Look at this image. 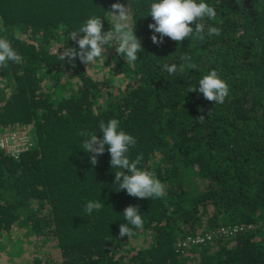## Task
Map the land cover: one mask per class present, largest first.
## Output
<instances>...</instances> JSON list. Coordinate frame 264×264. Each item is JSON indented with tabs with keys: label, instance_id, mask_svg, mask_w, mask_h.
Here are the masks:
<instances>
[{
	"label": "trees",
	"instance_id": "16d2710c",
	"mask_svg": "<svg viewBox=\"0 0 264 264\" xmlns=\"http://www.w3.org/2000/svg\"><path fill=\"white\" fill-rule=\"evenodd\" d=\"M152 2L0 0V36L22 56L0 68V134L27 129L31 142L17 155L0 146V237H31L18 264H264V0H206L217 15L203 41L159 45ZM116 3L130 7L138 59L127 64L113 47L89 66L61 61L65 48L79 50L70 33L90 17L111 28ZM186 51L197 68L169 76L163 65ZM212 69L229 85L223 104L189 92ZM113 118L136 138L130 159L143 154L138 167L155 172L164 197L119 190L107 146L91 164L80 133L103 138L99 123ZM89 201L102 207L88 214ZM129 205L144 220L130 239L119 236ZM197 233L209 238L183 244Z\"/></svg>",
	"mask_w": 264,
	"mask_h": 264
},
{
	"label": "clouds",
	"instance_id": "9594fccd",
	"mask_svg": "<svg viewBox=\"0 0 264 264\" xmlns=\"http://www.w3.org/2000/svg\"><path fill=\"white\" fill-rule=\"evenodd\" d=\"M111 28L104 30L103 18L92 16L77 31L70 33V40L76 41V47H67L60 53V60L68 58L75 63V58L86 65L95 63L105 56L109 48L115 47L116 52L123 56L127 64H132L138 59V53L143 50L141 38L136 35L131 24L130 7L121 3L112 5ZM154 23L149 24L153 31L151 40L159 45L168 37L173 41L182 43L186 38L204 40L206 20H215L216 9L210 6L206 0H154L149 5V14ZM196 22L195 28L192 23ZM0 31H7L0 22ZM83 33L82 37L78 34ZM159 34V36L157 35ZM221 28L207 25V34L220 35ZM181 63L163 65V70L169 76H175L178 72L183 74L186 69H196L197 65L192 62L191 55L186 51L179 57ZM22 56L13 48L11 40L6 36H0V68L5 69L9 62L20 63ZM199 91L204 98L215 104H223L229 95V85L221 78L217 70L212 69L199 80L198 86L189 88V92ZM203 111V109H201ZM211 116V111L208 113ZM203 122V115L197 117ZM100 132L103 138L97 133L81 131L80 135L85 139L82 149L91 154V164L95 166L98 156L105 152L106 146L110 153V164L115 171V182L119 190H126L127 194L137 198H162L166 195V185L156 177L154 171L138 167L143 159L139 154L135 159H130V147L137 143L136 138L123 130L118 119H110L105 123H99ZM102 207L97 201H89L86 204V211L91 214L93 210ZM126 223L120 225L119 236L125 235L130 239L134 235V229H142L144 220L139 205H129L123 211Z\"/></svg>",
	"mask_w": 264,
	"mask_h": 264
},
{
	"label": "rangeland",
	"instance_id": "374dc122",
	"mask_svg": "<svg viewBox=\"0 0 264 264\" xmlns=\"http://www.w3.org/2000/svg\"><path fill=\"white\" fill-rule=\"evenodd\" d=\"M110 67V64H104L105 69H109ZM97 73L100 74L102 72L98 71ZM21 131H27V129H22ZM29 131H32L31 128ZM5 134L7 133H1L0 139H4L3 135ZM28 135L30 137L29 133ZM31 250V237L22 236L18 230L15 229L14 233L11 232L8 235L0 237V264L21 263L26 257L31 255Z\"/></svg>",
	"mask_w": 264,
	"mask_h": 264
},
{
	"label": "built area",
	"instance_id": "2783aa9c",
	"mask_svg": "<svg viewBox=\"0 0 264 264\" xmlns=\"http://www.w3.org/2000/svg\"><path fill=\"white\" fill-rule=\"evenodd\" d=\"M11 131L7 132V134L3 135L4 139H0V146L4 148L6 151L11 152L14 155H17L18 152L27 149L30 144V138L27 131ZM236 227H231L230 229H222L224 232H231L235 230ZM207 238H209V234H194V235H187L183 241L185 242H204Z\"/></svg>",
	"mask_w": 264,
	"mask_h": 264
}]
</instances>
